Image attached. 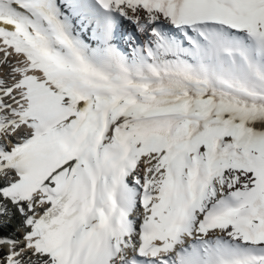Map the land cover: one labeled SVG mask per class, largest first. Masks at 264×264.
I'll list each match as a JSON object with an SVG mask.
<instances>
[{"label":"snow or ice","instance_id":"6c2138e0","mask_svg":"<svg viewBox=\"0 0 264 264\" xmlns=\"http://www.w3.org/2000/svg\"><path fill=\"white\" fill-rule=\"evenodd\" d=\"M0 264H264V0H0Z\"/></svg>","mask_w":264,"mask_h":264}]
</instances>
